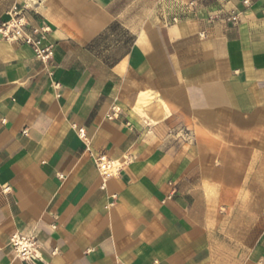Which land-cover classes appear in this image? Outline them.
I'll list each match as a JSON object with an SVG mask.
<instances>
[{
    "label": "crops",
    "instance_id": "obj_1",
    "mask_svg": "<svg viewBox=\"0 0 264 264\" xmlns=\"http://www.w3.org/2000/svg\"><path fill=\"white\" fill-rule=\"evenodd\" d=\"M171 2L39 0L46 63L0 40V264L17 233L31 264H264V0Z\"/></svg>",
    "mask_w": 264,
    "mask_h": 264
},
{
    "label": "built area",
    "instance_id": "obj_2",
    "mask_svg": "<svg viewBox=\"0 0 264 264\" xmlns=\"http://www.w3.org/2000/svg\"><path fill=\"white\" fill-rule=\"evenodd\" d=\"M248 3L245 1V4ZM37 6H39V0H22L13 6L8 12L9 19L0 23V40L30 45L34 49L36 57L46 63L51 59L53 50L51 47L40 49L39 40L35 36L47 33L49 29L47 27L32 28V35L26 32L30 27L29 15L31 12L36 13ZM201 9V3L198 0H172L171 4L165 6L164 13L169 23L179 24L186 20L196 19ZM216 18L215 14H207L208 21H213ZM227 20L236 22L238 16H229ZM118 113L119 111L113 108V114L109 119L117 117ZM79 133L83 136V130H79ZM95 165L104 178L119 175L124 167V163L109 161L105 157L96 158ZM10 244L14 248L16 258L27 264L33 263L34 259H41V243L34 234L17 233L12 236Z\"/></svg>",
    "mask_w": 264,
    "mask_h": 264
}]
</instances>
